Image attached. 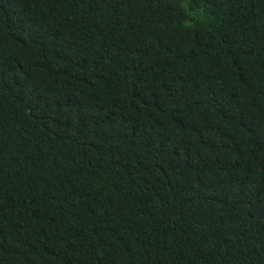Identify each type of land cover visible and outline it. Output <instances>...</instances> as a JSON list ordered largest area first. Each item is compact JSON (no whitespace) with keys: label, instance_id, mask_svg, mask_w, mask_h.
Wrapping results in <instances>:
<instances>
[{"label":"trees","instance_id":"1","mask_svg":"<svg viewBox=\"0 0 264 264\" xmlns=\"http://www.w3.org/2000/svg\"><path fill=\"white\" fill-rule=\"evenodd\" d=\"M0 264H264V0H0Z\"/></svg>","mask_w":264,"mask_h":264}]
</instances>
